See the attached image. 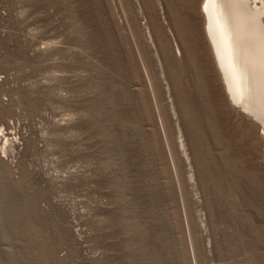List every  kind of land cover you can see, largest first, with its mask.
Masks as SVG:
<instances>
[{
  "label": "rangeland",
  "instance_id": "obj_1",
  "mask_svg": "<svg viewBox=\"0 0 264 264\" xmlns=\"http://www.w3.org/2000/svg\"><path fill=\"white\" fill-rule=\"evenodd\" d=\"M197 1L163 0L175 56L150 0H0V264H264V161Z\"/></svg>",
  "mask_w": 264,
  "mask_h": 264
},
{
  "label": "bare ground",
  "instance_id": "obj_2",
  "mask_svg": "<svg viewBox=\"0 0 264 264\" xmlns=\"http://www.w3.org/2000/svg\"><path fill=\"white\" fill-rule=\"evenodd\" d=\"M150 2L153 4L156 15L162 19V24H166L169 38L173 42V54L181 55V49L175 41L174 33L168 26L169 23L167 24L163 0H150ZM197 4L203 38L215 72L222 84L227 106L237 112L241 119L246 120L249 133L251 132L254 136L255 145L264 161V0H198ZM140 10L143 13L142 7ZM144 25L147 44L153 53L161 79L165 81L169 108L175 118L177 150L189 166V180L195 182V174L190 161V140L179 121V112L171 94V85L167 80L163 62V47L159 42V37L157 39L158 33L156 35L151 20H146ZM149 82L155 98L156 94L150 78ZM156 105L163 123L157 101ZM6 133L0 129V145L4 154L11 148L12 142ZM165 138L170 156L174 161L171 141L167 135ZM188 232L190 235L189 227Z\"/></svg>",
  "mask_w": 264,
  "mask_h": 264
}]
</instances>
